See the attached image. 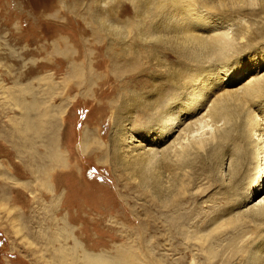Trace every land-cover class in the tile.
I'll list each match as a JSON object with an SVG mask.
<instances>
[{
    "label": "rangeland",
    "instance_id": "1",
    "mask_svg": "<svg viewBox=\"0 0 264 264\" xmlns=\"http://www.w3.org/2000/svg\"><path fill=\"white\" fill-rule=\"evenodd\" d=\"M261 73L264 0H0V264H264Z\"/></svg>",
    "mask_w": 264,
    "mask_h": 264
},
{
    "label": "bare ground",
    "instance_id": "2",
    "mask_svg": "<svg viewBox=\"0 0 264 264\" xmlns=\"http://www.w3.org/2000/svg\"><path fill=\"white\" fill-rule=\"evenodd\" d=\"M212 23V22H211ZM222 34V33H221ZM224 34V33H223ZM262 74V73H261ZM264 75V73L261 75V76H263ZM250 79V81L248 80V82H247V84H244V85H242V86H240V87H238L237 89H246L247 87L248 88H250L249 87V85H252V84H255L254 82H256L257 80H258V78H254V77H252V78H249ZM242 84V83H241ZM224 85H225V83H224ZM226 86V85H225ZM247 86V87H246ZM220 87V86H219ZM217 88V87H216ZM220 89V88H219ZM242 91V90H241ZM240 91V92H241ZM244 91H247V89L246 90H244ZM227 91H223V92H220V93H218L215 97H214V99H212L210 102V104H209V106H208V108L206 107V112L203 114H201L200 116H197V117H195L194 119H192L191 118V121H189L185 126H183L181 129H180V132L178 133V135L176 136V137H174V139H172V141L171 142H169L168 144H167V146L166 147H173V146H176V144H180V146H183L184 144H183V139L185 138V136H187L192 130H194L195 128V125H197L198 123L199 124H202L201 126H206L209 122H213V124L214 125H216L218 122H220L221 120H222V116H220V115H218V111L216 110V107L218 106V104L221 102V100L223 101L224 100V98L226 97V96H228V95H225L224 97H223V95L226 93ZM243 93V92H242ZM246 93V92H245ZM241 94V93H240ZM244 94V93H243ZM239 95V94H238ZM243 96V95H242ZM199 97V96H198ZM198 97H196L195 98V102L194 103H192V104H194V106H195V104H197L198 102L197 101H199L200 100V98H198ZM198 99V100H197ZM178 101V100H177ZM205 101V100H204ZM184 103V102H183ZM194 106H193V111H197L199 108H194ZM197 106H200V110L204 107L203 106V104H197ZM190 107V106H189ZM192 107V106H191ZM169 108V107H168ZM190 109V108H189ZM172 110V109H171ZM188 111V110H187ZM167 117V116H166ZM153 118V117H152ZM173 118V117H172ZM150 119V118H149ZM168 119V118H167ZM168 120H166V122H167ZM174 121H176V119H170L169 120V122L166 124V125H170V129H175V125L174 124H177V121L174 123ZM179 123V122H178ZM226 123V122H225ZM258 125V124H257ZM177 126V125H176ZM145 127V126H144ZM220 127V126H219ZM146 128V127H145ZM147 128H148V126H147ZM146 128V129H147ZM257 128V127H256ZM144 129V128H143ZM259 129V128H258ZM263 129V128H262ZM222 130V129H221ZM220 130V131H221ZM235 130V129H234ZM174 131V130H173ZM219 131V130H218ZM219 131V132H220ZM229 131V130H228ZM263 131V130H262ZM196 132V131H195ZM263 134V133H262ZM191 135V134H190ZM258 135V134H257ZM260 135V134H259ZM189 136V135H188ZM217 137L220 139V137H221V134H218L217 136L215 135L214 136V138H212V135H211V138L213 139V140H215V139H217ZM212 139L210 140L211 142H212ZM218 139V140H219ZM130 139H128V142L126 143V145H124V148H123V150L124 151H127V150H129L132 146L130 145V143L129 142H131L132 141V139L129 141ZM228 141H229V138L227 139ZM259 140L260 141H264V137L263 136H261L260 135V138H259ZM258 140V141H259ZM192 141V140H191ZM199 141V140H198ZM207 141V140H206ZM205 141V142H206ZM209 141V142H210ZM196 143H197V146H202V147H204L205 145V143H204V140L201 142H197V140L195 141ZM223 141H221V143H222ZM215 143H217L216 141H215ZM220 143V144H221ZM171 144V145H170ZM195 145V144H194ZM204 145V146H203ZM207 145V144H206ZM214 145V144H213ZM218 145H219V142H218ZM262 146H261V148H262V152L264 151V143L263 144H261ZM137 146V145H136ZM193 146V145H192ZM197 146H196V148H197ZM208 146V145H207ZM212 146V145H211ZM165 147V148H166ZM195 147V146H194ZM218 147V146H217ZM219 147H221V146H219ZM218 147V149H221V148H219ZM176 148V147H175ZM185 148V147H184ZM206 148V147H205ZM209 148H210V146H209ZM212 149L211 150H213V147H211ZM177 149V148H176ZM204 149V148H203ZM208 149V148H207ZM53 150V149H52ZM52 150H50V151H52ZM199 150V149H198ZM210 149L208 150V151H211ZM49 151V150H48ZM58 151V150H57ZM168 151V150H167ZM215 152H216V150H215ZM58 152H54V155H52L53 157H55L56 158V162H59V154H57ZM217 154V153H216ZM216 154H214V156L216 155ZM50 155V154H49ZM211 155V154H210ZM209 156V155H208ZM213 156V155H212ZM52 157V158H53ZM218 157V156H217ZM264 157V156H263ZM208 158V157H207ZM212 158V157H211ZM220 158V157H219ZM174 160V159H173ZM210 161H212L211 159H210ZM58 164V163H57ZM264 200V199H263ZM261 202V201H260ZM259 202V203H260ZM263 202V201H262ZM261 204H264V202L263 203H261ZM261 204H259V205H255V206H252V207H249V209L250 210H254L255 208H258V207H260V205ZM252 208V209H251ZM264 213V210L262 211V213L261 214H263Z\"/></svg>",
    "mask_w": 264,
    "mask_h": 264
}]
</instances>
